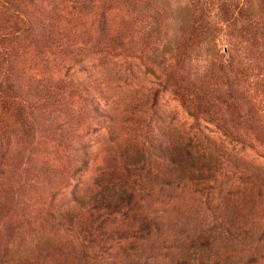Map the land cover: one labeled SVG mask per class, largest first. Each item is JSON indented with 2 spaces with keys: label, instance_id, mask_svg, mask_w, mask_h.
<instances>
[{
  "label": "rangeland",
  "instance_id": "1",
  "mask_svg": "<svg viewBox=\"0 0 264 264\" xmlns=\"http://www.w3.org/2000/svg\"><path fill=\"white\" fill-rule=\"evenodd\" d=\"M72 1L0 0V89L34 123L12 126L0 264H264V0H117L126 46ZM123 186L127 215L95 206Z\"/></svg>",
  "mask_w": 264,
  "mask_h": 264
},
{
  "label": "trees",
  "instance_id": "2",
  "mask_svg": "<svg viewBox=\"0 0 264 264\" xmlns=\"http://www.w3.org/2000/svg\"><path fill=\"white\" fill-rule=\"evenodd\" d=\"M105 1V0H103ZM114 1L110 4L105 5V2H102L100 5V9L95 11L93 8V5H91L89 2L85 0H73L70 4V9H67V12L70 13V15H74L75 13L85 11L84 13H92L95 12L98 16V24L99 30L101 31V34H103V37L106 41H108L112 46H126L129 45V43L124 41V38H122L123 30L120 28H116L107 22V9L113 8L116 9L117 3L115 4V1L117 0H111ZM124 5L131 3V1L123 0ZM62 8V7H61ZM60 8V9H61ZM126 13L128 15L133 14L132 10L126 6ZM109 10V11H111ZM56 14L53 16L54 19H59L62 15L60 14L59 10L55 12ZM123 18L125 23L124 29L126 28L127 33H125L126 36L129 34V30L132 29V24L127 23V18L124 17V14L119 12ZM69 20H73V18H70ZM48 27V30L46 33H44V37L42 39H49L51 38V34L54 35L53 30ZM134 29V27H133ZM125 36V37H126ZM68 37V36H66ZM114 43V44H112ZM14 63V64H13ZM22 63H26V60H22ZM15 62H12V67L10 69H17L18 72L24 73V66L21 64L20 68L16 67ZM10 65V66H11ZM51 77H47L46 81H50ZM0 113L4 114L6 113L8 115V118H11L10 123L0 124V179L4 176L5 171L7 168L6 166H9L11 164H14L12 159H19L23 157L22 150L25 149V146L20 145L21 138L18 137L17 132H15L14 126L19 125L22 131L27 136L28 134H31L34 131V123L28 119V117L25 115V112L22 108L21 101H18L16 99L17 94L16 90L13 87V83L6 82L5 81V87L0 89ZM54 89L50 88L49 86H46L44 88V93L52 94ZM176 93L179 95L181 102L183 105L187 106L188 102L186 100V96L178 89H176ZM20 96V95H19ZM23 101H28L26 98L22 97ZM28 104V103H27ZM1 114V115H2ZM2 118H0L1 120ZM13 128V129H12ZM13 135V136H12ZM15 137V141L12 138ZM14 139V138H13ZM101 178H98L97 181L100 182ZM1 185V183H0ZM104 190L100 191V194H102L99 198L96 196L94 197V200L98 202L99 205L101 204L102 207H106L109 209H112V211H121L125 212L126 215L128 214L127 211L130 208V205H134V193L132 190H130L128 187H121L120 189L112 190V192L106 196L104 195ZM127 206L125 209L122 208V206ZM123 210V211H122ZM65 214H68V220L69 225L72 223H75L74 215L71 213V211L68 209L65 211ZM82 220L80 224V230H85L90 227V225L93 223L91 221L90 223H87V220ZM72 227V226H71Z\"/></svg>",
  "mask_w": 264,
  "mask_h": 264
}]
</instances>
